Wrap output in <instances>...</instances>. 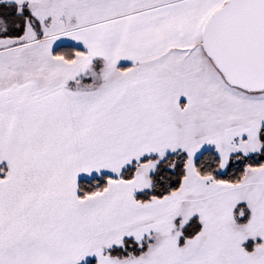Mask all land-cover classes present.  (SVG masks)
<instances>
[{
    "label": "snow or ice",
    "instance_id": "1",
    "mask_svg": "<svg viewBox=\"0 0 264 264\" xmlns=\"http://www.w3.org/2000/svg\"><path fill=\"white\" fill-rule=\"evenodd\" d=\"M0 264H264V0H0Z\"/></svg>",
    "mask_w": 264,
    "mask_h": 264
}]
</instances>
